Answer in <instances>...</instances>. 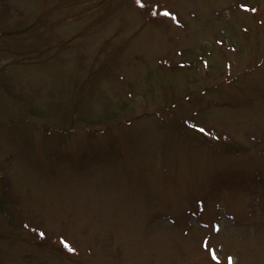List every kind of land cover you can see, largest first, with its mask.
<instances>
[{"label": "rangeland", "instance_id": "obj_1", "mask_svg": "<svg viewBox=\"0 0 264 264\" xmlns=\"http://www.w3.org/2000/svg\"><path fill=\"white\" fill-rule=\"evenodd\" d=\"M154 11L0 0V264H264V0Z\"/></svg>", "mask_w": 264, "mask_h": 264}, {"label": "snow or ice", "instance_id": "obj_2", "mask_svg": "<svg viewBox=\"0 0 264 264\" xmlns=\"http://www.w3.org/2000/svg\"><path fill=\"white\" fill-rule=\"evenodd\" d=\"M136 3L140 5V7L148 14L150 15H156L157 13L154 11V6L158 7V0H144V2H142V0H136ZM243 6V5H242ZM164 16H170L171 13L168 12L167 10H165L163 12ZM200 131H204V129H200ZM41 236L44 235V233H40ZM61 243L65 245V247H68L69 245L67 244V242L64 240L63 237L60 238ZM210 253L212 255V259L213 260H217L218 261V256L215 253V250H210ZM229 264H231V257H229Z\"/></svg>", "mask_w": 264, "mask_h": 264}]
</instances>
